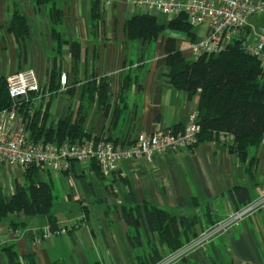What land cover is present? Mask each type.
<instances>
[{
    "label": "crops",
    "instance_id": "1",
    "mask_svg": "<svg viewBox=\"0 0 264 264\" xmlns=\"http://www.w3.org/2000/svg\"><path fill=\"white\" fill-rule=\"evenodd\" d=\"M15 5L28 20L30 37L26 46L17 43L8 32L9 16ZM56 7L63 14L62 30L66 38L81 46L80 60L75 66L69 46L63 50L62 59L53 56L44 8L35 10L33 0H0V75L6 78L31 69L45 81L48 93L53 69L67 75L65 87H59L50 99L48 126L55 127L69 113L73 117L76 114L79 94L71 99L65 92L76 79L72 70L77 80L90 79L95 73L109 81L108 107L100 108L94 103L87 113L84 128L92 136H110L124 145L139 133L152 134L187 125L189 114L196 111L198 96L188 98L164 76V46L167 39L176 44L177 37L171 34L174 31L165 30L156 43L128 42L125 22L143 13L131 5V0H111L109 6H104L99 33L94 35L90 34V0H60ZM130 62L138 67H133L135 84L123 123L111 128L120 80ZM254 156L256 162L249 175L236 155L219 141L153 155L151 161L141 158L123 162L109 176L95 175L90 167L80 164L73 166L71 175L44 173L42 178L57 195L50 215L56 230H65V234L45 237L51 232L45 216L19 214L0 220V264H27L26 259L30 264H139L137 256L150 259L154 251L161 259L167 258L177 251L168 254L145 222L139 227L141 246L132 249L121 208L148 203L175 217H196L199 222L192 234L198 236L237 210L231 194L234 187L246 188L251 201L264 194L263 146L257 148ZM0 173L4 185L0 189L3 196L10 198L15 193V184L21 182L20 177L12 183L1 166ZM12 224L20 227L11 228ZM7 249L14 251V263L9 260ZM173 264H264V211L254 213L204 247L186 251Z\"/></svg>",
    "mask_w": 264,
    "mask_h": 264
},
{
    "label": "trees",
    "instance_id": "2",
    "mask_svg": "<svg viewBox=\"0 0 264 264\" xmlns=\"http://www.w3.org/2000/svg\"><path fill=\"white\" fill-rule=\"evenodd\" d=\"M58 1L60 0H33V8H44L47 13L55 59H62L63 50L69 46L68 52L75 66L80 60L81 46L79 42H69L66 38L62 30L63 14L56 7ZM105 2L106 0H90L91 35L99 33ZM8 25V32L15 41L26 46L30 37L28 20L17 5L9 16ZM165 30L181 33L191 43L195 41L193 27L185 16L163 24L159 23L156 17L142 13L132 16L124 24L126 39L130 43H156ZM164 54V76L168 83L190 99L198 96V144L219 141L220 134L232 135L233 139L224 146L236 155L238 162L244 166L245 174L249 175L256 162L254 152L261 146L264 148V80L258 61L246 53L238 42L230 44L218 55L203 54L190 61L176 48L173 40L167 39ZM136 69L130 62L121 77L111 128L123 123L122 117L128 108L131 90L135 84ZM59 71L53 69L50 72L48 91L51 97L58 93L61 87ZM72 74L76 79L65 92L71 99L79 94V104L74 117L69 113L65 118L58 120L55 127L48 126L47 111L51 97L47 102L41 101L38 107L33 106L34 95L16 105L17 112L22 114L26 122L28 138L33 143L60 145L92 137L96 140L102 138L92 136L84 128V124L91 105L96 103L100 108L108 107L109 81L105 77H97L95 73L90 79L84 77L83 80H77L73 70ZM13 105L7 92L6 78L0 75V112L10 110ZM183 128L176 127L172 131H180ZM106 140L117 145L110 136ZM90 169L95 175H101L94 162L91 163ZM44 173L48 172L42 167H25L20 172L21 182L15 184V193L10 198L3 196L0 189V220L19 214L25 217L45 216L49 220L51 231H56L55 220L50 214L57 201V195L53 186L42 178ZM231 194L237 210L251 202L249 191L244 187H234ZM121 217L128 229L127 238L133 250L141 246L139 227L145 222L149 230L157 234L168 254L178 251L186 242L196 237L192 230L199 222L196 217H175L148 203L122 207ZM19 227L20 225H11V228L15 229ZM190 237L192 238L189 239ZM6 251L9 260L14 263V251ZM136 260L139 264H156L161 257L154 251L150 259L137 256ZM25 261L30 264L27 259Z\"/></svg>",
    "mask_w": 264,
    "mask_h": 264
},
{
    "label": "built area",
    "instance_id": "3",
    "mask_svg": "<svg viewBox=\"0 0 264 264\" xmlns=\"http://www.w3.org/2000/svg\"><path fill=\"white\" fill-rule=\"evenodd\" d=\"M110 4L111 0H106L105 6ZM131 5L143 13L156 18L161 16L168 21L185 16L193 28L200 27L204 31L203 37L185 46L195 58L203 54L218 55L230 44L238 42L246 53L258 61L264 80V28L253 27L248 22L264 14V0H131ZM66 82L67 75L63 73L59 77V84L65 87ZM6 83L14 105L10 110L0 112V166L12 183L19 180L18 175L28 166L42 167L50 174L62 175L69 174L75 164L90 167L94 162L101 175L109 176L123 162L141 158L151 161L153 155L176 153L198 145L197 111L189 114L187 125L180 131L139 133L133 141L124 145H114L104 136L99 140L92 137L60 145L33 143L28 138L22 114L17 112L16 105L20 103L14 100L22 97L27 101L30 95H34L33 106L38 107L41 101H49L51 94L45 91V81L31 69L13 73L6 77ZM232 139L229 134L219 135V142L223 145ZM1 180L0 173V187H4ZM259 211H264V194L230 213L221 222L205 228L186 247L156 264H173L186 251L204 247ZM64 234L65 230H56L45 234V237Z\"/></svg>",
    "mask_w": 264,
    "mask_h": 264
},
{
    "label": "rangeland",
    "instance_id": "4",
    "mask_svg": "<svg viewBox=\"0 0 264 264\" xmlns=\"http://www.w3.org/2000/svg\"><path fill=\"white\" fill-rule=\"evenodd\" d=\"M158 22H160V23H166V22H168V20L165 19L164 17H161L160 16V17H158ZM248 22L253 27H256V28H259V27L264 28V14L261 15V16H259V17H256V18H251V19L248 20ZM193 32L195 34V41L192 42V43H195L200 38L203 37L204 31L202 32V29L200 27H195V28H193ZM171 34H173V36L177 37L176 38V48L179 49L180 51L182 50V54L186 58V60L192 61L193 59H196L193 56V54H190L189 51L185 48V46L187 44H192V43L188 39H186V37H184L183 35H181L180 33L178 34V33L171 32ZM171 34H164L163 36L164 37H168V36L170 37ZM18 177H20V175H18ZM224 219H222V220H224ZM221 221H219V222H221Z\"/></svg>",
    "mask_w": 264,
    "mask_h": 264
},
{
    "label": "water",
    "instance_id": "5",
    "mask_svg": "<svg viewBox=\"0 0 264 264\" xmlns=\"http://www.w3.org/2000/svg\"><path fill=\"white\" fill-rule=\"evenodd\" d=\"M24 98L20 97L14 100L15 103H21L23 102Z\"/></svg>",
    "mask_w": 264,
    "mask_h": 264
},
{
    "label": "bare ground",
    "instance_id": "6",
    "mask_svg": "<svg viewBox=\"0 0 264 264\" xmlns=\"http://www.w3.org/2000/svg\"><path fill=\"white\" fill-rule=\"evenodd\" d=\"M24 101V100H23Z\"/></svg>",
    "mask_w": 264,
    "mask_h": 264
}]
</instances>
